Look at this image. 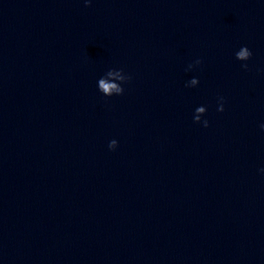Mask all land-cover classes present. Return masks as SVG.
Returning a JSON list of instances; mask_svg holds the SVG:
<instances>
[{"label": "clouds", "instance_id": "1", "mask_svg": "<svg viewBox=\"0 0 264 264\" xmlns=\"http://www.w3.org/2000/svg\"><path fill=\"white\" fill-rule=\"evenodd\" d=\"M86 2H87V0H86ZM249 55H251V53H249L247 48H245L244 50H242L241 52L238 53V57L240 59L247 58ZM244 67H247V65H244ZM100 86H101V88L103 89V91L105 93H110L112 89H116L117 88V86L115 84H107L104 81L100 82ZM117 90H119V89H117ZM200 111H203V109H200ZM204 126L207 127V121H205ZM262 127H264V125H262ZM115 145H117V142L115 140H112L109 143V148L110 149H114Z\"/></svg>", "mask_w": 264, "mask_h": 264}]
</instances>
